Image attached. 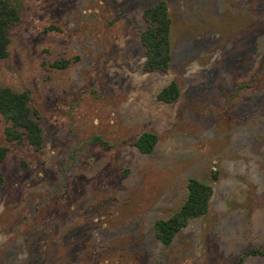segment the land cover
Segmentation results:
<instances>
[{"label":"rangeland","instance_id":"374dc122","mask_svg":"<svg viewBox=\"0 0 264 264\" xmlns=\"http://www.w3.org/2000/svg\"><path fill=\"white\" fill-rule=\"evenodd\" d=\"M20 1L0 86L28 92L42 144L6 142L0 116V264H264L244 255L264 251V0H162L165 72L139 41L158 0ZM169 81L177 99L157 101ZM189 178L207 212L163 246L153 222Z\"/></svg>","mask_w":264,"mask_h":264},{"label":"trees","instance_id":"16d2710c","mask_svg":"<svg viewBox=\"0 0 264 264\" xmlns=\"http://www.w3.org/2000/svg\"><path fill=\"white\" fill-rule=\"evenodd\" d=\"M20 0H0V59L7 57L9 44L8 29L17 23ZM141 18L145 23L144 29L139 34V41L143 49L142 69L144 71L165 72L170 61V20L166 4L162 0L145 7L141 11ZM69 61L63 60L51 64L54 68H63ZM179 94V89L174 81H169L156 93L155 98L162 103L174 102ZM0 116L7 123L3 130L6 142H25L34 150H39L42 144L41 129L38 122L32 117L29 108L27 91L15 92L7 87L0 86ZM157 137L154 133L144 131L133 141L132 145L140 154H149L156 144ZM7 149L0 146V163L5 158ZM2 176L0 174V186ZM212 195L210 184L195 178L186 182V195L177 210L163 219L153 222V234L163 246H169L175 235L194 218L203 216L208 209ZM264 257V251L250 249L244 253ZM241 258L239 264L241 263Z\"/></svg>","mask_w":264,"mask_h":264}]
</instances>
